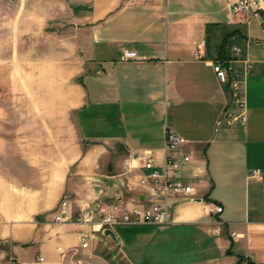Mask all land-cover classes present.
<instances>
[{
    "label": "crops",
    "instance_id": "1",
    "mask_svg": "<svg viewBox=\"0 0 264 264\" xmlns=\"http://www.w3.org/2000/svg\"><path fill=\"white\" fill-rule=\"evenodd\" d=\"M235 1L59 0L78 35L59 70L69 87L61 101L75 116L69 135L80 140L54 144L46 191L4 205L0 244L11 261L77 264L63 249L83 264H264V13L251 0L233 15ZM125 51L138 57L122 61ZM219 60L232 61L243 108L218 79ZM227 113L246 121L228 124ZM169 130L186 141L197 192L170 198L166 226L118 227L119 242L96 233L82 250L91 226L55 222L60 201L68 197L75 216L119 198L132 206L144 192L138 157L162 161Z\"/></svg>",
    "mask_w": 264,
    "mask_h": 264
},
{
    "label": "rangeland",
    "instance_id": "2",
    "mask_svg": "<svg viewBox=\"0 0 264 264\" xmlns=\"http://www.w3.org/2000/svg\"><path fill=\"white\" fill-rule=\"evenodd\" d=\"M68 12L59 0H0V225L10 223L4 205L47 190L46 171L53 169L58 144L72 136L80 140L77 130L69 135L75 116L61 101L69 89L62 85L68 72L59 70L66 62L61 51L67 52L69 39L78 36L69 35ZM64 199L77 218L84 209L75 216ZM7 249L0 244V255L6 256L2 264L12 262Z\"/></svg>",
    "mask_w": 264,
    "mask_h": 264
},
{
    "label": "built area",
    "instance_id": "3",
    "mask_svg": "<svg viewBox=\"0 0 264 264\" xmlns=\"http://www.w3.org/2000/svg\"><path fill=\"white\" fill-rule=\"evenodd\" d=\"M151 1V0H148ZM251 0H236L230 10L233 15H238L251 10ZM237 50V49H236ZM238 51V50H237ZM136 52L125 51L121 55L122 61H128L137 58ZM248 68L251 65L248 64ZM214 71L222 84H227L233 94L235 103L244 107V102L239 97V82L233 74L234 68L231 60H219L214 63ZM228 124L233 120L241 119L246 121L245 115L235 117L232 113L226 115ZM186 141L174 131H167L165 135V155L160 161L152 151H145L138 158L142 163L144 174L140 182L148 188V193L143 194L140 199L128 207L125 202L118 200L116 202H101L93 208L84 209L77 218L70 216L68 203L62 199L58 211L55 214V222L62 223L70 219L81 225H90V232H82L80 235V248L86 250L89 248L90 240L96 233H102L105 229L115 230L121 226L138 225H158L165 226L169 223L168 205L171 197L176 195L193 196L197 192V186L193 182L198 177L194 173L188 177L185 173L186 165L191 163L192 155L180 148ZM213 212L220 213L222 207L215 206ZM238 236L232 232L231 237L235 239ZM62 257L66 258L69 254L72 260L77 264H83L82 258H74V251L71 252L59 249ZM42 261L43 258H40ZM11 264H17L12 261Z\"/></svg>",
    "mask_w": 264,
    "mask_h": 264
},
{
    "label": "water",
    "instance_id": "4",
    "mask_svg": "<svg viewBox=\"0 0 264 264\" xmlns=\"http://www.w3.org/2000/svg\"><path fill=\"white\" fill-rule=\"evenodd\" d=\"M258 1H259V5L261 6L262 10L264 11V0H258ZM102 234L107 235V236H111L114 240L119 242L118 237L113 230L105 229L102 231Z\"/></svg>",
    "mask_w": 264,
    "mask_h": 264
},
{
    "label": "bare ground",
    "instance_id": "5",
    "mask_svg": "<svg viewBox=\"0 0 264 264\" xmlns=\"http://www.w3.org/2000/svg\"><path fill=\"white\" fill-rule=\"evenodd\" d=\"M77 255H78V252L74 253L75 258H79V256L76 257Z\"/></svg>",
    "mask_w": 264,
    "mask_h": 264
}]
</instances>
